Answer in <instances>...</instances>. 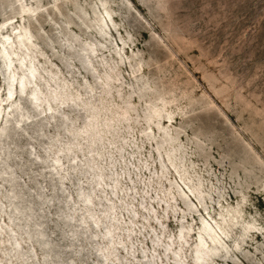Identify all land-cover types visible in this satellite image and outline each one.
<instances>
[{"label":"rangeland","instance_id":"rangeland-1","mask_svg":"<svg viewBox=\"0 0 264 264\" xmlns=\"http://www.w3.org/2000/svg\"><path fill=\"white\" fill-rule=\"evenodd\" d=\"M105 1L110 14L101 0H0L2 32L19 21L34 36L28 50L12 34L11 68L29 75L27 51L47 99L35 114L0 52V171L18 191L0 175V264H193L203 222L219 238L205 264H264V0ZM21 2L38 10L22 17ZM9 84L31 113L21 130Z\"/></svg>","mask_w":264,"mask_h":264},{"label":"bare ground","instance_id":"bare-ground-1","mask_svg":"<svg viewBox=\"0 0 264 264\" xmlns=\"http://www.w3.org/2000/svg\"><path fill=\"white\" fill-rule=\"evenodd\" d=\"M100 4H102L104 6V11H106L108 14H110L109 8L107 7L108 5L106 6V1L105 0H101V3ZM18 8L21 11L22 17H24V15H29V14H32V16H33L36 13V11L38 10V8L30 7V6H28L27 3L25 4V3H22V2L19 4ZM40 11H41V9H40ZM7 23H8V21H6L2 25H0V35L2 37V40H0V42L2 43V46H0L1 47L0 48V52L1 53L3 52L4 56L7 58V60H6L7 61V66H8L7 69L10 70V72H11V75H10L9 78H11L14 81H16L17 79L20 80V91L22 92V94H25V92H26V87L25 86L27 84H32L31 92H30V94H31L30 95L31 96L30 97V101H31V103L33 105V111L35 112V114L41 115V113H43V104H44V102L47 99H45L41 95V93H40V91L38 89V85L35 82V79L34 80H29V75L35 69L34 61H33V59H31L32 63H31V66L29 67V65L27 63H25V59H24L25 58V54L27 53V51L26 52H23L20 55H18V61H24L23 62V65H26L28 67V70L27 71L29 72V75L27 73H25V72L21 73L20 75H17L15 73L16 72L15 69L11 68V65H10V63L13 61L12 54H13V52H15V50L14 49L9 50L8 49V46H7V45H11L13 43H16L11 38L12 37V34H14L15 37L17 38L19 44L22 45V46L27 47L28 50H30L29 45H34V42H33V37L34 36L32 35L31 31L28 29L27 25H25V24L22 25V23L19 22V21H18V23L20 24L19 27H17V26L13 27V31L11 33H8L9 32V28H7L8 31L5 34L4 32H2L1 29L4 26H6ZM10 24H12V23H10ZM70 53L73 54V52H71V51H70ZM16 68H19V65H16ZM32 75L33 76L37 75V72H34ZM17 89H19V85L17 86ZM6 90H7L6 97H7L8 100H11V102L8 104V106L15 105V108L10 113L12 115H17V117L19 118L18 121H17V124H16L15 128L17 130H21L23 128L22 127L23 121L26 124H33L32 121H31V116H30L31 113H30V111L29 112L26 111L25 110V107L21 103H16L17 102V98L15 100H13V95H14V92H13V84H9V86L6 85ZM58 97H59V94L58 93H56L54 95L51 94V95L48 96V100H51V99L55 100V99H58ZM1 105H2V103H0V106ZM50 108H52V105H50ZM97 117H98V114H97V112H95V116L92 117L90 121H86V123L84 125V128L87 131H90V142L91 143H94V144H97L99 142V140L100 141L102 140L101 139V137H102V130L100 128V125H99V122H98ZM9 120H10L9 117H6V118L4 117L3 122H2V125L0 126V137L1 136H8V134L6 132L8 131L7 124L9 122ZM168 121H171V119H169ZM5 128H7V131L6 132H4V129ZM73 135L74 136L77 135L76 130H73ZM148 137L150 138L149 135H148ZM172 148H174V145H172ZM6 149L7 148H4V151ZM68 151H70V149H68ZM94 151L97 152L98 150H94ZM5 152H7V150ZM6 156H8V155L5 154V157ZM177 159L178 158H177L176 155H173V156L170 155V161L172 162V164H175L177 162ZM4 174H7L8 177H9L8 180L13 183L14 188L10 192V197L13 198V197H15L16 192L18 193V191L16 190V185H17L16 184V178H15L13 172L10 169H7L6 171H0V175H4ZM116 187H119V185H117ZM192 188H194V186ZM198 188H199V186H197L195 189H198ZM91 198L92 197L90 195L86 196V200H92ZM13 209H14L13 212L15 214L20 215V218L21 219H24V223L26 225L28 223H30V222H33L34 219L32 217L31 212H32V210L34 208L31 206L30 203H28V202H21L20 204L14 205L13 206ZM223 222L225 224H227L225 219H223ZM34 224H35V229H34V231H33V233L31 235L33 237H35V236L41 237L40 243L48 246L50 244V241L48 239V236L46 235L45 230L43 229V225L41 223H39V222H34ZM220 227H221V225H220ZM200 228H201V233L198 235L199 238L197 239V241H196V243L194 245L196 248L194 249V256H193L194 262H192L193 264H205L206 263V261H205L206 260V256H208V255L211 256L214 253L213 252L214 250L212 251L211 247L209 246V245H212V244H210L209 240H211L214 243H218V241H219V238L216 236V232L214 230L215 228L210 223L203 222L202 225H200ZM28 230H30V229H28ZM252 232H254V231H252ZM255 232H257L258 234H260V232H258V231H255ZM108 233H111V230L110 229H108ZM12 241H15V242H13V244L15 243L16 246L19 245V243H18V241L16 240L15 237L14 238L12 237ZM168 244L171 245V242H169ZM168 249H169V246H168ZM16 250H17V253L19 255L22 254L19 251L18 246L16 247ZM181 252H182V248H178V251L176 252V255H175L176 256V260H178V261H182V258L183 257H182V253ZM108 255H112V256L116 257L115 256L114 249H112L111 247H110V250H109L107 256ZM45 256H48V257L49 256L58 257L59 256V252L56 250V248H53L52 247V248H49L48 249V253H47V255L45 254ZM143 257H146V255L143 254ZM207 258H209V256ZM61 261L63 263V260H61Z\"/></svg>","mask_w":264,"mask_h":264},{"label":"water","instance_id":"water-1","mask_svg":"<svg viewBox=\"0 0 264 264\" xmlns=\"http://www.w3.org/2000/svg\"><path fill=\"white\" fill-rule=\"evenodd\" d=\"M6 131H7V128L4 129V132H6Z\"/></svg>","mask_w":264,"mask_h":264}]
</instances>
